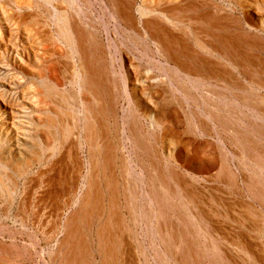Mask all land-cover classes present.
Listing matches in <instances>:
<instances>
[{
    "label": "bare ground",
    "instance_id": "1",
    "mask_svg": "<svg viewBox=\"0 0 264 264\" xmlns=\"http://www.w3.org/2000/svg\"><path fill=\"white\" fill-rule=\"evenodd\" d=\"M53 1L54 0H39V2L37 1V3H34L35 2L34 1L33 2L34 4L29 5V7H27V8L34 9L37 7H41L42 6L41 3L43 5H46L49 8V7L54 6ZM66 1L70 7H68L67 9H64V10L59 9V8H54V10H53L54 14L52 16H50V17H52V21H53L54 26H55V31L52 33L53 34L52 40H53V43H54V41L57 43H59V42H63V43L65 42L66 43V46H67L66 56L71 61L72 66H73V73L71 75H73V80H74V82L76 81V83L79 87V91L73 90L74 92H70L69 90L67 91L66 89H64V87L60 88L58 84H53L50 79H49L50 80L49 81L48 79L44 78L45 75L41 74L40 70H39L40 73L37 71L38 72L37 77L39 78V84H38V89H37V92L35 94L36 95L35 97L37 100H39L38 103L41 102L40 101L41 98L45 101L49 100L50 103L52 104L51 106H53V107L50 109L47 107L48 109H46V107H45L46 105H44V104H43L42 108H41L40 104L35 105L36 107H39L44 111L41 112L39 109L38 113H40V116H39V118L37 117L38 118L37 121H33L34 123H33V129L32 130L35 131L34 133H36V134H33L31 136L28 135L29 139H30V137H31V139H32V137L35 139V137H37L36 135H38L40 137L41 135H43L41 132L45 133L44 138H46V140H48V141L53 142V144L48 147V151L50 152L49 153L50 158H53L56 154H59L60 153L59 151H61V153H62L63 149H65L63 147V144L66 145L68 140H71V138L74 139L73 142H75L74 144L77 146L78 150L86 149L88 152V156H87L88 159L86 160V162H85L86 164L84 166L88 169L86 176L84 175L87 180L82 182V183H84V187L82 189L83 191H82L79 199L77 201L74 200V201H76V203L74 205L76 207L79 206V208L77 211L72 213L67 218L68 224L65 223L66 227L64 228V229H66L67 235L63 241V244H61V248L68 249L70 254H68L67 256L64 257L62 254L60 255V252H62V251L51 252L52 254H51L50 258L52 257L53 264H64V261H65V264H86L85 263L86 257L89 254H88V252L86 254L85 250H88L89 252H92V250L89 248L90 246L88 247L87 246L88 244L86 245V243H85V242L88 243V241L84 242V236H86L85 233L82 231V233H84L83 234L84 236H83L82 233H80V232H81L82 226L92 228V226L95 223H97V230L95 232L96 237L95 236L94 237L96 238L95 242L97 243V246H96L97 250L101 254L100 255L101 258L99 260L100 264H117V261H118L117 255L120 254V253L119 254L117 253L118 248H119L118 245H120V244L123 245V242H121V239H123L122 236L125 234L128 235L129 239H132L133 242H131V243H136L138 245L137 246L138 248L135 247V253H137L139 256L141 255L145 259L147 258V260H148V257H147L148 255H147V250H146L147 248L141 244V234H142V237H145L147 235V233L145 232L147 229L144 228L145 231L143 230L144 232L140 233V230L138 228V227H140V226H138V220H139L138 218L139 217L136 219L135 216L131 220L134 228L128 229L127 220H126L125 216H122L121 213H120L121 215H119V211H118L119 208L117 207V205H118L117 202H118V197L120 194V191H119V185L120 184H119V181L117 178V171L120 172V176L123 178L124 184H123L122 188H124L126 186L124 188V190H125L124 193L129 198L128 203L126 204V208L128 210H130V212L132 214H134L133 211L135 212V209L133 208V203L134 202L136 203L135 200L137 199V197L133 194L135 191H132V190L134 188V185L137 186L136 183L139 184L135 178H140L142 180V182H141L142 188H141V191L140 190L139 191L143 194L145 202H143L142 204H144L148 207V212L146 213L144 211V213L141 215L142 216L147 215L146 218H145V216L142 217V218H145V220H147L148 217L150 218V223L146 224V225H149L150 229L155 227V226L153 227V223H156L157 220L160 221L161 214H162V212L159 213V211H155V209L153 208V206L155 205L154 204L155 203L154 198H157L158 196H154V198H153L147 191H145V187H146V183H144L145 179H146L145 169L141 168V170L137 171V169H138L137 166L133 167V158H132L131 154L129 153L128 155H126L127 150H129L128 145H130V143L132 142L131 141L132 136L134 137L135 133H137V132H135L136 131L135 130V131H133L135 133L133 135H130L126 130L127 126H128V122L130 120L129 119V116H130L129 112L126 111L127 109H129V107L124 108V110H123L126 115H125V118L122 119V121H121L122 125H123V128L121 130V134H120L121 136L116 135V137H115L116 142H117V144L115 145L111 139L112 135L109 132L110 129L106 125V123H109V118H108V112L109 111H108L106 104H105L104 94L107 92L110 94L115 93L114 95L117 98L120 97V98L124 99V98L130 97V93H131L130 89H132V92L134 94L141 95L142 98H143V96H148L150 98L152 96H156V99H157L158 98L157 96H159V98H160V96L161 97L163 96V100L165 102L168 101L171 104L175 101L173 99H175V98L178 99L179 98L178 96L181 93H183L184 90L186 88H188V86H189V88H191L194 91L195 90L197 91L198 89L205 90L208 93H211V94L217 96L218 100L220 102H222L221 105L219 106V107H221L220 112H222V115H221V113L214 112L212 109L211 110L214 113L213 112H210V113L206 112V109H204L205 111H201V113L206 117V119L209 122H211L216 127L215 128L212 126L215 130L217 129L216 131H214L215 133L223 132V134H225V136L228 137L229 141L231 143H233V145L232 144L231 145L235 146V148L233 150H229L227 152L225 151V153L223 152L224 158H222V159L220 158V160H221L220 165L217 164V168L215 167V170H213L214 174L209 175L208 177H212L211 179L223 178V180H226V182L228 181L229 183L233 182V183L238 184V181H239L238 177L240 178L239 175H241V179H240L242 182L241 184L246 186V188H247L246 192H248L249 198H252V199L258 201L261 205L256 206L257 204L255 205L249 199L250 202H248V203L245 202L244 204L242 203V207L239 206V208L241 207V210H240L241 213H240V211L233 209L232 212L229 211L225 215H223L225 217V219H229V220L233 221V223H235V225H236L235 227H237V224H241L242 228H245V227L248 228L247 234L246 233H245L246 235L241 234V236L239 237L240 239H239V243H238L237 240L235 241L236 235L233 236V238L229 237L230 234L233 235V233H231V232L234 230H232L230 233H228V235H229L228 236L226 234V232H227L225 230L226 228L222 229V227H220V226L216 227V222L218 220H220V222H221V218L216 220L213 223L214 225L213 224L210 225V223L209 224L206 223V221L204 219L202 221V220L196 218L197 215L195 213V210H193V209H195L196 207L199 208L200 204L198 201H197L198 204L196 203V199L194 196L195 194L193 195V192H192L193 190L190 189V185L192 184V181H189V182L186 181L185 182L186 178L182 179L183 177L181 178L182 180H179L178 182H176V180L173 181L175 176L178 175V173H175L173 171V168L171 167V160L168 159L166 156L165 157L164 156L157 157V160L160 159L162 161V164L169 165L170 166L169 172L167 173V175H165L164 172H163L164 174L161 175L160 172H162L161 170L163 168L160 169L159 165H157V166L154 165L152 169L154 171V177H156V178L152 179L151 181H153L154 185H155V183H157L159 185V188L163 193V194L160 193V195L163 196L165 201H167L169 203L168 204L166 202L168 207L167 206H165V207H167V209L169 208L168 209L169 213H167L166 215L169 214V216H170L171 212H173L175 214V216L172 219L176 218L175 220L178 221V223H180V221H183V222L185 221L184 222L185 225H187V224L191 225L192 230H188L186 232L192 233L195 237L202 240L201 243H203V244H201V245L203 246V252L202 253H204L203 254L204 264L205 263L210 264V262L212 261L213 258H215V257L217 258L219 255H221L222 252H225L223 247H222V246H224V244H226L227 246L230 247V249H231L230 252L234 253L235 256L236 255L237 256L240 255L242 257L245 256L248 259L247 264H264L262 261V256L264 255V253H263L264 252V150H261V148H258L259 146L257 147L256 145H254L255 144L254 141L262 138L263 134H261V132L258 133L256 131H254L255 129L253 128L252 123H250V124L248 123V126L241 125L242 122H239V120L237 121V119H239V118H235L236 116H234V114H236V112H238V111L241 112L242 110H244V111L246 110V113L251 117V119H255V118H258V116H260L259 115L260 113L257 114L258 113L257 104H256L257 99L255 96H257V94H259L261 92L262 93L264 92V43L259 44L257 41H255L253 39V37L251 36L252 35L251 32L253 31L254 28L260 29V27H262L264 29V0H259L260 3L258 0H256V1L255 0H214V1H218L219 4H223V6L222 5H219V6L216 5L215 12L214 11H212V12L206 11L207 6L205 5V2H208L207 0H113L115 5L117 6V12L119 15L118 17L123 22H125V24H126L125 31L126 32H129L127 30L132 31V32L130 31L131 33H128V34H133L131 39H133V43H135L134 46H136L138 44V45H142V47L143 46L147 47L149 45H151L153 47V49L149 48L150 49L149 51H151V58H150V61L147 62V66H148L147 70L144 71L146 76L148 74L151 75L150 73H152V71L156 70L154 68V66H157V69L159 68L158 70L160 71L159 73L162 74L161 78L164 77L163 79H159V77L158 78L157 77L156 78H154V77L150 78L149 76L146 78V77L142 76L144 73L139 74V72H137V76L134 77V79L133 78L131 79L132 83L131 82L130 83L132 85H130V83L128 82L129 76L125 77V75L122 73V71H123L122 69H121L122 71H118L115 69L116 68L115 67L116 57H113L114 56L113 55L114 53L112 52L113 47L108 48V47H111L110 45L113 46V43L110 41L111 39L108 42H106V44H105L103 41V37L101 36L102 30L99 29L101 27L98 28L96 25H93L92 23H90V21H87L88 19L85 20L83 18L84 14L82 13L83 10H82V12L80 11L81 6L79 3V0L78 1L77 0H66ZM197 1H200V2H197ZM209 2H211V0H209ZM18 3L19 2H17V4ZM3 4H4V2H3ZM2 9L4 10V7ZM21 9H23V8H21ZM21 9H19V10H21ZM250 9H255L256 13L260 16L258 18V24H256V25L250 24L251 22H249V21H252V19L250 20V18H249V21H248L247 11H250ZM9 10H11V9L9 8ZM13 10H11V11H13ZM46 10H48V9H46ZM49 10H51V9L49 8ZM42 11H44V10L42 9ZM237 11H242L246 15V19H243L240 21L236 20L234 18L235 16L233 14H236ZM1 13H2V11H1ZM37 13H38V10H37ZM10 14H12V13H10ZM8 16H9V14H8ZM9 17H11L10 18L11 20H14V19L16 20L15 13L10 15ZM21 17H23V16H21ZM109 18H110V16H109ZM100 19H101V17H100ZM41 24H43V23H41ZM45 24H47V23H45ZM109 26H111V25H109ZM20 27H18V28H20ZM106 27H108V26H106ZM29 29H31V28H29ZM34 29H31V30H34ZM25 30H26V28H25ZM87 30H89L90 33H88ZM104 31L107 32L108 31L107 28H104ZM29 32H30V30H29ZM29 32L27 33L28 35H30V33H31V32L30 33ZM34 33H37V32H34ZM25 34H26V32H25ZM49 34H50V32H49ZM104 37H105V34H104ZM43 39L45 40V38H43ZM127 39H129V38H127ZM38 41H40V39ZM57 43H56V45H57ZM110 43H112V44H110ZM50 45L52 47V44H50ZM105 47H107V48H105ZM38 50H40V49H38ZM256 50L257 51L260 50L261 56L258 53L256 54ZM31 51H32V49H31ZM107 51H109V52L107 53ZM114 51L116 52V50H114ZM133 51H134V49H133ZM147 51H148V49H147ZM147 51H145V52H144V50H143V52L141 51L142 52L141 56H140V58H138L140 61H143V60H145V58L148 57ZM32 53H33V51H32ZM47 53L49 54V52H47ZM48 54L45 55L43 53L41 56H38L37 59L39 61H42L43 59L48 57ZM37 55H39V53L36 54L35 56H37ZM118 62H120V61H118ZM144 62L146 63V60ZM134 63H135V61H134ZM35 64L37 65V67L39 69L40 63L35 62ZM60 65H61V63H60ZM108 68H109V71H108ZM137 68H138V66H137ZM62 70H63V68H62ZM124 71H127V70L124 69ZM256 72H257L258 76H256ZM63 74H65V73H63ZM50 75H51V73H50ZM240 75L249 81V83H247L248 84L247 87H248V91H249V96L247 98L246 97L244 98V96H241L245 92L246 93H248V92H247V89H245L244 87H242L238 84V82L240 81L238 79V77ZM20 78H21V76H20ZM71 78H72V76H71ZM0 81H2V80H0ZM119 82H120V84L122 82L123 87L119 84ZM71 83H73V81ZM71 83H69V84H71ZM111 83L113 84V86H111ZM65 84H66V82H65ZM69 84L67 83L66 85H69ZM30 90H28V91L30 92ZM32 90H33V88H32ZM28 91H26L25 93H28ZM83 93L84 94L86 93L87 95H89L90 99L83 98V96H82ZM197 93H199V92H197ZM204 93H206V92H204ZM208 96H210V95H208ZM191 97L193 99V96H191ZM196 97L197 96H195V98ZM202 97H203V95H202ZM257 97H259V96H257ZM112 98H113V96H112ZM182 99H183V97H182ZM188 99H186V100H188ZM249 99H251V101ZM159 100H162V99H159ZM199 100L200 99H198V102H199ZM208 100H210V99H208ZM145 101H147V100H145ZM178 101H176V102H178ZM189 101L190 100H188V102ZM196 101H195V103H197ZM8 102L9 101L7 100L6 94L4 93V91H1L0 92V196L7 195L11 198L12 196L15 195V192H18L17 178L18 177L22 178L24 176H28L29 174H31L33 172V167L36 165L42 167L41 165H43L42 162H44L43 161L44 155H40L39 152H36L30 158L24 157L22 159L20 158V160L15 159L16 161L11 160L10 158L6 159L3 157L4 155L7 157V155L10 152V151L8 152L7 150L11 149L12 147H14L16 150L21 149V147L22 148H24V147L28 148L23 143V139L21 141H19L22 137H20V139H19V137H17L18 135L16 136V133H15V127L19 125V122L17 119V112H16V110H17V108H19V106L11 105V104H9L10 102L9 103ZM154 102H156V101H154ZM32 103H33V101H32ZM129 103H131V102H129ZM179 103H181V102L179 101ZM110 104H111V102H110ZM160 104L164 105L165 103L162 104L160 101ZM170 104H168V105H170ZM215 104H216V102H215ZM179 105L180 104H178V106ZM206 105H207V103H206ZM218 105L216 104V106H218ZM180 106L182 108L183 103H181ZM139 107H141V106H139ZM165 107H167V105ZM169 107H171V106H169ZM174 107H175V105H174ZM161 108L165 109L163 106H161ZM224 108L227 109V111L223 110ZM187 109H189L188 106H187ZM195 109L193 111H195ZM165 110H167V109H165ZM168 110H170V108ZM15 112H16V114H15ZM158 112H159V109H158ZM158 112H156L154 108H151V109L149 108V110H147L146 115L151 120V124H149V127H150V125L152 126L153 132H155L157 129H161L163 127L164 123L169 124V122H170L168 119L166 120V118H165L166 121H163V118H161L162 113L159 114ZM173 112H175V111H173ZM115 113L116 112H113V114H112L114 117L113 120L115 122L114 125L118 126L119 123H118L117 113L116 114ZM242 113H245V112H242ZM26 115H27V113H26ZM178 115H180V114H178ZM231 115H232V117H231ZM242 115H244V114H242ZM244 116L246 117V115H244ZM238 117H239V114H238ZM189 118L190 117L187 116L188 126L191 125L190 124L191 120ZM244 118H243V120H245ZM261 118L263 121L264 117L261 116ZM229 121H230V123L233 122L234 124H237L239 126V128L236 129L238 127L237 125H236L237 126L236 128L228 127L230 125ZM30 122H31L30 125H32V121H30ZM22 123H23V121H22ZM201 123H200V125H201ZM245 124H246V122H245ZM170 125H172V124H170ZM202 125H203V123H202ZM22 126H23V124L21 125V127ZM23 127H25V126H23ZM241 127H244L245 130L240 129ZM246 129H250V130H246ZM18 130H19V128H18ZM40 130H42V131H40ZM170 133L166 134L167 135L166 136V142H167V144H170V147L168 149H171V147H173V145L175 148V144H174L175 138ZM258 134H261V135H259V137H258ZM24 135L25 134L23 133V136ZM187 135L188 134H186V136ZM145 136L143 135L142 138H144ZM154 136H156V135H154ZM139 137H140V135H139ZM224 137H221V140ZM37 139L39 140L38 137H37ZM140 139L141 138H139V140ZM218 139H220V138H218ZM218 139H217V141H218ZM24 140H25V137H24ZM26 140H28V139H26ZM145 140H146V138H145ZM155 141H157V139ZM199 141H201V140H199ZM24 142H26V141H24ZM134 142H135V140H134ZM140 142H143V143H140L141 146L138 145V147L140 149L142 147L145 149V146L147 145L145 143V141L140 140ZM260 142H261V140H260ZM21 143H22V145H21ZM31 143L34 144V142H31ZM36 143H37V141H36ZM36 143H35V145H33L34 147L36 145H42V144H39V143L36 144ZM172 143H173V145H172ZM227 143H229V142H227ZM256 143H257V141H256ZM144 144H146V145H144ZM219 144L223 148L225 147L222 145L220 140H219ZM72 145H73V143H72ZM132 145H133V143H132ZM138 147L136 145H134V147H132V148L137 149ZM241 147L243 148V150H242V152H239L238 150ZM5 148L6 149L8 148V149L6 150ZM173 150H175V149H172V151ZM11 151H12V149H11ZM34 152H35V150H34ZM45 153L46 152H44V154ZM67 153L70 154V151ZM165 153H167V152H165ZM41 154H43V153H41ZM118 154H119V158L121 160V162H120L121 166L120 167L116 166V162L118 160L117 159ZM71 156L72 155H69V156L67 155V157H70V158H71ZM59 157H61V156H59ZM149 157H152V156H149ZM243 157H246L245 161L242 160ZM141 159L142 158H137V161L139 162V164L143 163L145 166H147L145 159H142V160ZM44 160H46V159H44ZM163 160L165 161L164 163H163ZM199 163H200V160H199ZM55 164H57V163H55ZM142 167H144V166H142ZM38 169H37V171H39ZM43 169L44 168H42L41 170L43 171ZM164 169H166V168H164ZM41 170L39 171L40 178H43L45 173L41 172ZM79 171H80V175H81V169ZM44 172H46V171H44ZM159 174L162 177H166L167 179L162 180L161 176L158 177ZM232 175H235L236 178H234V176H233L232 182H230L229 176H232ZM186 176L188 177V173L186 174ZM192 176H193L192 179H194L195 176L194 175H192ZM78 177H80V176L78 175ZM208 177L203 176L201 178L204 180V179H208ZM187 180H188V178H187ZM169 181L171 183H173V182L174 183L176 182V183L174 186L170 187V183L168 184ZM43 182L45 183V181H43ZM46 182H47V180H46ZM223 184H224V182H223ZM210 187H213V185ZM237 189L238 188H236V190ZM219 191H220V189H219ZM236 193H237V191H236ZM174 195H177L178 197H176ZM127 197H125V198H127ZM138 197H139V195H138ZM221 197H222V195H221ZM160 199H163V198H160ZM137 200H139V199H137ZM221 200H222V198H221ZM157 201H159V199H157ZM106 202H108L107 205H105ZM218 202H219V200H218ZM207 203L209 205L210 202H207ZM220 203H222V201H220ZM235 203H237V200ZM218 205H221V204H218ZM218 205H217V207L216 206L215 207L220 208V206H218ZM107 206H109V208ZM212 206L214 207V205H212ZM212 206L210 204V208ZM204 207H205V205H204ZM228 207H229V204H228ZM216 208H215V210H216ZM221 208H224V207L222 206ZM167 209H166V211H167ZM200 209H201V207H200ZM257 210H259V211L256 212ZM203 211H204V209H203ZM219 211H220V209H219ZM201 213H202V211H201ZM60 214H62V213L60 212ZM212 214L214 215V213H211V215H210L211 217L213 216ZM230 214H232V215L229 216ZM241 214H243L244 217H243V215L241 216ZM129 215H130V213H129ZM173 215H172V217H173ZM163 216H162V218H163ZM241 217H243V218H241ZM216 218H219V216ZM190 219H192V221ZM187 220L190 222H188ZM201 221L202 222L205 221V223L208 225V227H206L205 225H202ZM186 222H188V223H186ZM142 225H143V223H142ZM60 227H62V225ZM215 227L217 229H214ZM59 229H61V228H59ZM172 229L173 228H171V230ZM183 229L186 230L185 228H183ZM187 229H189V228H187ZM211 229L213 230V232ZM53 230H54V228H53ZM86 230H88L87 233L90 232L89 229L86 228ZM152 230H153L152 231L153 232L152 238L159 240V244H158V242L156 244L154 241L151 240L152 242H154V243H151L153 245V246L151 245V250L155 254L156 259L161 256V253H162L161 246L164 247L165 252H167L166 254H168L172 251H175L177 249L178 250H184V251L187 250L186 246L184 245L185 241L183 239L179 240L177 243L176 242L175 243H173V242L168 243V241H167V243H164L167 240V239H165V237H166L165 234H164L165 237L161 236V234H163L164 232L162 231L163 232L162 233L160 231V229L157 228V226ZM174 230H175V228H174ZM118 231H121V232L123 231V232L118 234L117 233ZM49 232H51V231H49ZM150 232H151V230H150ZM174 233H175V231L173 233L171 232L172 235ZM49 234H48V236H49ZM51 234H52V232H51ZM53 234H56V231H55V233L53 231ZM53 234L51 235L52 237L51 236L49 237V239L50 238L52 239L53 237L55 238V235H53ZM234 234H235V232H234ZM168 235H170V234L168 233ZM87 236H89V235H87ZM181 236L183 238L184 234H182ZM186 236H188V235L186 234ZM167 238H169V237H167ZM49 239H48V241H49ZM85 239H86V237H85ZM127 241H129V240H127ZM49 242H52V241H49ZM91 242L93 243L92 239H91ZM190 243H192V242H190ZM89 244H90V241H89ZM132 245L133 244H131V246ZM199 245H200V243H199ZM125 246H126V244H125ZM119 250H121V249H119ZM122 250H123V248H122ZM226 250H228V249H226ZM227 252H229V251H227ZM193 254H196V252L195 253L193 252ZM199 255L200 254L193 255V256L191 254L189 255V257L192 256L190 258V260L193 261V264H200L202 262V261H199V259H198L200 257ZM229 255L231 256L230 258L226 257V259L222 260L223 256H224L223 255L221 261L222 262H229L230 264H233V263L236 264L238 262L236 260V258L234 259V257H232V254H230V253H229ZM229 255H228V257H229ZM187 256H188V254H187ZM116 258H117V260H116ZM165 258L169 261V263L171 262V264H174L173 258L171 255H166ZM178 258H179V256H178ZM254 259H256V260L258 259V260L255 261ZM175 260L177 262L176 258H175ZM185 261H187V259ZM185 261H184V263H187ZM6 262H7V260H6ZM181 263H183V262L181 261ZM145 264H150V263L146 262ZM178 264H180V263H178Z\"/></svg>",
    "mask_w": 264,
    "mask_h": 264
},
{
    "label": "rangeland",
    "instance_id": "2",
    "mask_svg": "<svg viewBox=\"0 0 264 264\" xmlns=\"http://www.w3.org/2000/svg\"><path fill=\"white\" fill-rule=\"evenodd\" d=\"M27 1L28 0H0V15H1L0 16V54H1L0 55V57H1L0 58V80H2V81H0L1 82L0 83V92L4 91V93L7 96V100L10 102V103L8 102L9 104L14 105V106H19V108H17V110H16L19 125L15 127V133H16V136L18 135L17 137H19V139H20V137H22L19 141H21L23 139V143L28 147V148H25V147L22 148L21 147L22 150L19 149L20 151L16 150L14 147L11 148L12 151H11V149L7 150L8 148L7 149L5 148L8 152L10 151L9 152L10 155L8 154L7 157L4 155L3 157L6 159L10 158L11 160L16 161V160H20V158L22 159L24 157L30 158L31 156H33L34 153L39 152L40 155H44L43 156L44 162H42V164H43V165H41L42 167L35 164L36 166L33 167V172L31 174H29L28 176H24L22 178L21 177L17 178L18 192H15L14 196H12L11 198L7 195L0 196V264H53L52 257L50 258L51 254H52L51 252L62 251V252H60V255L62 254L64 257L67 256L68 254H70L68 249L61 248V244H63V241L67 235L66 229H64L66 227L65 223H67V218L72 213H74L75 211L78 210L79 206L76 207L74 204L79 199V197L83 191L82 189L84 187V183H82V182L87 180L85 176H86L88 169L84 166L86 164L85 163L86 160L88 159L87 158L88 152L86 149L78 150L77 146L74 144L75 142H73L74 139L71 138V140H68L66 145L63 144V147L65 149H63L62 153H61V151H59L61 154L58 152L59 154H56L53 158H50V155H49L50 152L48 151V147L50 145H52L53 142L48 141V140H46V138H44L45 133L41 132L43 135H41L40 137L38 135H36L39 138V140L37 139V137H35V139L33 137L31 139V137H30V139H29V136L36 134V133H34L35 131H33L32 129H33V123H34L33 121H37V119L40 116V113H38L39 109L41 112L44 111L41 109L43 107V104L46 105L45 106L46 109H48V108L50 109L53 107V106H51L52 104L50 103L49 100L45 101L41 98V100H40L41 102L38 103L39 100H37L35 97L36 96L35 94H36L37 89H38V84H39V78L37 77V73L39 72V70L41 71V74L45 75L44 78H46L48 80L50 79L53 84H58L60 88L64 87V89H66L67 91L68 90L70 92H74L77 90L79 91V87H78L76 81L74 82L73 75H71L73 73V66H72L71 61L66 56V54H67L66 43L65 42L64 43L63 42L57 43L55 41L53 43V40H52V35H53L52 33L55 31V26H54V23L52 21V17H50V16H52L54 14V11H53L54 8H59V9L64 10V9H67L68 7H70L68 5L67 1L66 0H57V1L54 0L53 1L54 6L49 7L51 10H49V8L46 5H43L42 3H41V5H42L41 7L29 9V8H27V7H29V5H33L34 3H37V1L39 2V0H29L28 2ZM207 1L208 2H205V5L207 6L206 11H208V12H212V11L215 12L216 5L217 6H219V5L223 6V4H219L218 1H214V0H211V2H209V0H207ZM3 2H4V4H3ZM17 2H19V3L17 4ZM197 2H200V1H197ZM79 3L81 6L80 11L82 12V10H83V12H82L84 14L83 18L85 20L88 19L87 21H90V23H92L93 25H96L98 28L101 27L99 29L102 30L101 36L103 37L104 43L106 44V42H108L111 39L110 41L113 43V46L110 45L111 47H108V48L113 47L112 48V52L114 53L113 57H116V62H115L116 68L115 69L118 71L123 70L122 73L125 75V77L129 76V80H128L129 83L130 82L132 83L131 79L132 78L134 79V77L137 76V72H139V74L144 73L142 76H144L146 78L148 76L150 78H153V77L154 78L159 77V79L164 78V77L161 78L162 74L159 73L160 71L158 70L159 68L157 69V66H154V68L156 70L152 71V73L154 75L152 73H150L151 75L148 74L146 76L144 71L147 70V68H148L147 62L150 61V58H151V51H149V50L151 48L153 49V47L151 45H149L150 47L149 46H147V47L143 46L142 47V45H138V44L136 46H134L135 43H133V39H131L133 34H128V33H131L132 31L131 30H127L129 32L125 31L126 24H125V22H123L118 17L119 15L117 12V6L115 5L113 0H79ZM259 3H260V1H259ZM3 7H4V10L2 9ZM9 8L11 10L14 9L13 10L14 12L9 10ZM21 8H23V9H21ZM19 9H21V10H19ZM42 9L44 11H42ZM46 9H48V10H46ZM37 10H38V13H37ZM1 11H2V13H1ZM10 13H12V14L15 13V18L18 22L15 19L14 20L10 19L11 17H9V16L12 15ZM8 14H9V16H8ZM233 15L235 16L234 18L236 20H239V21L246 19V15L242 11H237V13L233 14ZM21 16H23V17H21ZM109 16H110V18H109ZM100 17H101V19H100ZM247 17H248V21H249V18H250V20L252 19V21H249V22H251L250 24H254V25L258 24V18L260 16L256 13L255 9H250V11H247ZM19 21L20 22L22 21V22L20 23ZM41 23H43V24H41ZM45 23H47V24H45ZM109 25H111V26H109ZM106 26H108V27H106ZM18 27H20V28H18ZM25 28H26V30H25ZM29 28H31V29L35 28V29L31 30ZM104 28H107L108 31L105 32ZM28 29L30 30L31 33L29 32ZM24 31L26 32V34ZM28 32L30 33V35L27 34ZM34 32H37V33H34ZM49 32H50V34H49ZM87 32L90 33L89 30H87ZM251 33H252L251 36L253 37V39L255 41H257L259 44L264 43V29L262 27H260V29L254 28ZM104 34H105V37H104ZM126 37L129 39H127ZM43 38H45V40ZM39 39H40V41H38ZM56 43H57V45H56ZM112 43H110V44H112ZM50 44H52V47ZM105 48H107V47H105ZM146 48L148 49V51ZM31 49H32L33 53L31 51ZM38 49H40V50H38ZM133 49H134V51H133ZM114 50H116V52ZM143 50H144V52L147 51V53H148V57L145 58L146 63L144 62L145 60L140 61L138 59V58H140ZM47 52H49V54ZM108 52L109 51H107V53ZM38 53H39V55L35 56ZM43 53L45 55L48 54V57L43 59L42 61H39L37 59V57L41 56ZM257 53L260 54V56H261L260 50L259 51L256 50V54ZM118 61H120V62L122 61V62L120 63ZM134 61H135V63H134ZM35 62L40 63L41 68L39 67V69H38ZM60 63H61V65H60ZM137 66H138V68H137ZM42 67L43 68L45 67V68L43 69ZM62 68H63V70H62ZM124 69L127 71H124ZM108 71H109V68H108ZM50 73H51V75H50ZM63 73H65V74H63ZM20 76H21V78H20ZM71 76H72V78H71ZM256 76H258L257 72H256ZM238 79L240 80V81L238 80L239 81L238 84L240 86L244 87L245 89H247V92H248V93L245 92L241 96H244V98L245 97L247 98L249 96V91H248V87H247V85H248L247 83H249V81L246 80V78H243V76H241V75L238 77ZM72 81H73V83H71ZM65 82H66V84L67 83L68 84L71 83V84L66 85ZM131 83H130V85H132ZM119 84H120V82H119ZM120 85L123 87L122 82ZM111 86H113L112 83H111ZM32 88H33V90H32ZM28 90H30V92L31 91L32 92L30 93ZM200 90L201 89L194 91L191 88H189V86H188V88H186L184 90V92L178 96L179 97L178 99L177 98L173 99L175 101L171 104L168 101L165 102L163 100V96L162 97L160 96V98H159V96H157L158 97L157 99H156V96H152L151 98L148 96H143V98H142L141 95L134 94L132 92V89H130L131 93H130V97H128L129 99L128 98L123 99L120 97L117 98L114 95L115 93L110 94L107 92L104 94L105 104H106V107L109 111L108 112L109 123H106V125L110 129V130L109 129L108 130H109L110 134L112 135L111 139L115 145L117 144L115 137H116V135L121 136L120 134H121V130L123 128L121 121H122V119L125 118V115H126L123 110H124V108L129 107V109H127L126 111L129 112V115H130L129 119L130 120L128 122V126H127L126 130L130 135H133L135 132H137V133H135L134 137L132 136V140H131L132 142L130 141L131 143H130V145H128L129 150H127L126 155H128L129 153L131 154V156L133 158V167L137 166V168H138L137 171L141 170V168L145 169V171H146V175H145L146 179L144 182V183H146L145 191H147L153 198H154V196L159 197V198L158 197L154 198L155 199V203H154L155 205L153 206V208L155 209V211H159V213L162 212L161 218L164 215L162 219L160 218V221L157 220L156 223L152 222L153 227L157 226V228L160 229L161 232L162 231L164 232V233L162 232L163 234H161V236H164V234L166 236V237L165 236L164 237L167 240L164 243H167V241H168V243H171V242L177 243L179 240L183 239L185 241L184 245L187 248V250H185V251L177 249L178 251L175 250L176 252L172 251V252L166 254L167 252H165L164 247L161 246V249H162L161 256L156 259L155 254L151 250V245H152L151 243L155 242L157 244V242H158V244H159V240L152 238V235H153L152 229H154L155 227L150 229L149 225H146V224L150 223V218L148 217V219L145 220L147 215L146 216L141 215L144 213V211L146 213L148 212V207L146 205L142 204L143 202H145L143 194L140 192L141 188H142L141 187L142 180L140 178H135L139 184L136 183L137 186L134 185L135 189L133 188L132 191H135L133 194L139 200H137L135 198L136 199L135 201L137 204L134 202L133 208L135 209V212L137 214L134 211H133L134 214H132L130 212V210H128L126 208V204L128 203L129 198L124 193L125 192L124 188L126 186L124 188H122L123 184H124L123 178L120 176V172L117 171V178H118V181L120 184L119 185L120 194H119L118 202H117L118 203L117 207L119 208L118 209L119 215L122 214V216H125V218L127 220L128 229L134 228L133 224L131 222L132 218L134 216L136 219L139 217L138 218L139 219L138 220V226H140V227H138V228L140 230V233L144 232L145 229H147L145 231L147 233V235L145 237H142V234H141V244L147 248L146 250H147V255H148L147 256L148 260H147V258L145 259L141 255L139 256L137 253H135V247L138 248L137 247L138 245L136 243H131V242H133L132 239H129L128 235L125 234L122 236L123 239H121V242H123L124 246L122 244L118 245L119 248H118L117 253L118 254L120 253L121 255L120 254L117 255V258H118L117 264H143V263L145 264L146 262H149L150 264H171V262L169 263V261L165 258L166 255L172 256L174 264H178V263H180V264H188V263L193 264V261L190 260V258L193 255H198V254H200L199 255L200 257L198 256L199 258L198 257L197 258L199 259V261H202L200 264H204V261H203V254L204 253H202L203 252V246L201 245V244H203V243H201L202 240L195 237L192 233L186 232L188 230H192L191 225L187 224L188 225L187 226L184 223L185 221L184 222L180 221V223H178V221L175 220L176 218L172 219L175 216V214L173 212H171L170 216H169V214L166 215L167 213H169L168 212L169 208L167 209V207H168L167 203L168 202L165 201L164 197L160 195V193L161 194H163V193L160 190L159 185L157 183H155V185H154L153 181H151L152 179L156 178V177H154V171L152 169L154 165H156V166L159 165L160 169L163 168L161 170L162 172H160L161 175H163L164 173H165V175H167V173L169 172L170 166L167 164L166 165L162 164V161L160 159L157 160V157H162V156L165 157L166 156L168 159L171 160V167L173 168V171L175 173H178V175L175 176L173 181L176 180V182H178L179 180H182L184 178H186L185 182L186 181L187 182L192 181V184H191L192 186L189 184L190 189L193 190L192 191L193 195L195 194L194 196L196 199V203L198 204V202H199L200 207H201V209H200V207L199 208L196 207L195 209H193V210H195V213L197 215L196 218L200 219L202 221L204 219L206 221V223H208V224L210 223V225H212L216 220L221 218V222H220V220H218L219 222L217 221L218 223L216 222V227L220 226V227H222V229L226 228L225 230L227 231L226 232L227 235L232 230H234L231 232V233H233V235L230 234V236L229 235L228 236L233 238V236L236 235L235 241L237 240L238 243H239V239H240L239 237L241 236V234L246 235L248 228L247 227L242 228L241 224H237V227H235L236 226L235 223H233V221H231L229 219H225V217L223 215H225L229 211L232 212L233 209L240 211L241 207H242V203L244 204L245 202L248 203L251 201L255 205L257 204L256 206L261 205L258 201L254 200L252 198H249L248 192H246L247 191L246 186L241 184L242 183L240 180L241 175H239L240 178L238 177V180H239L238 184L232 182V179H233L232 177L234 176V178H236L235 175L229 176L230 182H232V183H229L228 181L226 182V180H223V178L211 179L212 177H208L209 175L214 174L213 170H215V167L217 168V164L220 165V161H221L220 158L221 159L224 158L223 152L225 153V151L227 152L229 150H233L235 148V146H232L233 143H231L229 141L228 137L225 136V134H223V132L215 133L214 131L217 130V129L215 130L213 128L215 126L211 122H209L206 119V117L201 113V111H205L204 109H206V112L210 113V112L214 111V112L221 113V115H222V112H220L221 107H219L222 102H220L218 100L217 96H215L211 93H208L205 90H201V91ZM26 91H28V93H25ZM197 92H199V93H197ZM204 92H206V93H204ZM85 94L84 93L82 94L83 98L90 99V96L87 94L85 95ZM202 95H203V97L204 96L205 97L203 98ZM208 95H210V96H208ZM112 96H113V98H112ZM191 96H193V99ZM195 96H197L196 97L197 99L195 98ZM257 96H259V97H257ZM257 96H255L257 99V102H256L257 111H258L257 114L260 113L259 114L260 116H258V118L251 119V117L246 113V110L245 111L242 110L241 112L238 111V112H236V114H234V116H236L235 118H239V119H237V121L239 120V122H242L241 125L248 126V123L249 124L252 123L253 128L255 129L254 131H256L258 133L261 132V134H263L262 138L254 141V143H255L254 145H256L257 147L259 146L258 148H261V150H264V146H263L264 145V143H263L264 142V119L262 121V118H261V116L264 117V99H263L264 98V92L257 94ZM182 97H183V99H182ZM159 99H162V100H159ZM186 99H188L190 101L188 102V100H186ZM198 99H200L199 102H198ZM208 99H210V100H208ZM145 100H147V101H145ZM178 100L181 103H183V107H182L183 109L181 108V106H180L181 103H179ZM194 100L195 101L197 100L196 101L197 103H195ZM249 100L251 101V99H249ZM32 101H33V103H32ZM152 101L153 102L156 101L157 103L156 102L153 103ZM160 101L162 104H164V103L165 104L161 105ZM176 101H178V102H176ZM110 102H111V104H110ZM129 102H131V103H129ZM215 102L217 105L218 104L219 105L216 106ZM206 103H207V105H206ZM36 104H40L41 108L36 107L35 106ZM168 104H170V105H168ZM178 104H180V105L178 106ZM166 105H167V107H165ZM174 105H175V107H174ZM139 106H141V107H139ZM161 106H163L167 110L161 108ZM169 106H171V107H169ZM187 106L189 107V109H187ZM149 108L150 109L154 108L156 112H158V109H159L158 113L159 114L162 113L161 118H163V121H166L168 119L170 121L169 124L164 123L163 127L161 129H157L155 132H153L152 126L150 125V127H149V124H151V120L146 115L147 110H149ZM169 108H170V110H168ZM194 109H195V111H193ZM223 110L227 111V109H225V108ZM173 111H175V112H173ZM16 112H15V114H16ZM113 112L117 113V118H118V123H119L118 126L114 125L115 122L113 120L114 119V117L112 115ZM242 112H245L246 114L242 113ZM26 113H27V115H26ZM178 114H180V115H178ZM238 114H239V117H238ZM242 114L246 115V117ZM187 116H189L190 117L189 119L191 120V122H190L191 125L189 124L190 126H188ZM231 117H232V115H231ZM165 118H166V120H165ZM243 118L245 120H243ZM22 121H23V123H22ZM30 121H32V125H30V123H31ZM201 122L203 123V125ZM245 122H246V124H245ZM200 123H201V125H200ZM229 123H230V121H229ZM232 123H230V125L228 127L236 128L238 126L237 124L233 123L234 124L233 125ZM22 124L25 127L22 126L23 127L22 128L21 127ZM170 124H172V125H170ZM18 128L20 131L18 130ZM238 128H239V126L236 129H238ZM240 129L245 130L244 127H241ZM246 130H250V129H246ZM40 131H42V130H40ZM133 131H135V132H133ZM168 132L169 133L171 132L170 134H172V136L175 138L174 139L175 148H174V145L172 143L173 147H171V149H168L170 147V144H167V142H166V136H167L166 134H169ZM23 133L25 134L24 136H23ZM186 134H188V135L186 136ZM261 134H258V137ZM139 135H140V137H139ZM143 135L144 136L146 135V136L144 138H142ZM154 135H156V136H154ZM24 137H25V140H24ZM138 137L141 138L140 140L145 141V143L147 144V145L144 144V145H146L145 149L143 147L141 149L138 147V145L141 146L140 143H143V142H140ZM221 137H224V138L221 140ZM145 138H146V140H145ZM216 138L217 139L220 138V139H218V141H217ZM26 139H28V140H26ZM156 139H157V141H155ZM134 140H135V142H134ZM199 140H201V141H199ZM219 140L221 141L222 145L225 146L224 148L219 144ZM260 140L262 143L260 142ZM24 141H26V142H24ZM36 141H37V143H36ZM256 141H257V143H256ZM31 142H34V144H32ZM227 142H229V143H227ZM35 143L36 144L39 143L42 145H36L37 147L36 146L34 147L33 145H35ZM72 143L74 146L72 145ZM132 143H133V145H132ZM21 145H22V143H21ZM134 145H136L138 148L133 149L132 147H134ZM172 149H175V150L172 151ZM34 150H35V152H34ZM242 150H243V148L241 147V148H239L238 151L242 152ZM66 151L67 152L70 151V154L67 153ZM44 152H46L45 153L46 155L44 154ZM165 152H167V153H165ZM41 153H43V154H41ZM67 155L68 156L72 155V156L70 158V157H67ZM59 156H61V157H59ZM149 156H152V157H149ZM137 158L145 159L147 166H145L143 163L139 164V162L137 161ZM245 158L246 157H243L242 160L245 161ZM44 159H46V160H44ZM117 159L118 160L116 162V166L120 167L121 166V163H120L121 160L119 158V154L117 155ZM199 160H200V163H199ZM164 162L165 161L163 160V163ZM55 163H57V164H55ZM142 166H144V167H142ZM42 168H44L43 171L41 170ZM164 168H166V169H164ZM37 169L39 171L41 170V172L45 173L43 178H40V173H39V171H37ZM80 169H81V175L82 176L80 175V171H79ZM44 171H46V172H44ZM187 173H188V177L186 176ZM78 175L80 177H78ZM161 175L159 174L158 177H160ZM192 175L195 176L194 179H192L193 178ZM203 176H207L208 179L203 180L201 178ZM187 178H188V180H187ZM164 179L166 180L167 178L162 177V180H164ZM46 180H47V182H46ZM43 181H45V183ZM222 181L224 182V184ZM169 183H170V187L175 185L174 182H173L174 184L171 183L170 181L168 182V184ZM212 185H213V187H210ZM236 188H238V189L236 190ZM219 189H220V191H219ZM236 191H237V193H236ZM137 194L139 195V197ZM221 195H222V197H221ZM174 196L178 197L177 195H174ZM125 197H127V198H125ZM160 198H163V199H160ZM221 198H222V200H221ZM157 199H159V201H157ZM249 199H250V201H249ZM74 200H76V201H74ZM218 200H219V202H218ZM236 200H237V203H235ZM220 201H222V203H220ZM207 202H210L209 205ZM227 203L229 204V207H228ZM107 204H108V202H106L105 205H107ZM210 204H211V206L214 205V207L212 206L210 208ZM218 204H221V205H218ZM204 205H205V207H204ZM217 205L220 206V208H216ZM165 206H167V207H165ZM222 206L224 208H221ZM239 206H241V207L239 208ZM107 207L109 208V206H107ZM215 208H216V210H215ZM166 209H167V211H166ZM203 209H204V211H203ZM219 209L221 212L219 211ZM201 211H202V213H201ZM258 211L259 210H257L256 212H258ZM60 212L62 214H60ZM129 213H130V215H129ZM211 213H214V215L212 214L213 215L212 217L210 216ZM240 213H241V211H240ZM172 215H173V217H172ZM231 215L232 214H230L229 216H231ZM242 215L243 214H241V216ZM144 216H145V218H142ZM218 216H219V218H216ZM243 217H244V215H243ZM243 217H241V218H243ZM190 220L192 221V219H190ZM205 221L202 222L201 224L208 227V225L205 223ZM188 222H190V221H188ZM188 222H186V223H188ZM142 223H143V225H142ZM170 223L171 224L173 223V224L171 225ZM61 225H62V227H60ZM216 227L214 229H217ZM53 228H54V230H53ZM59 228H61V229H59ZM86 228L89 229L90 232L87 233L88 230H86ZM171 228H173V229L171 230ZM174 228H175V230H174ZM183 228H185L186 230H184ZM187 228H189V229H187ZM96 230H97V223H95L92 226V228L82 226V229L80 232V233H82V231H83L85 233L86 236H84L83 235L84 233H82V235L84 236V242L88 241V243L87 242H85V243H86V245L88 244L87 245L88 247L90 246L89 248L93 252L92 253V252H89L88 250H85L86 254L88 252V254L91 256L90 257L89 255H87L86 262H85L86 264H100L99 260L101 258L100 257L101 254L97 250V247H96L97 243L95 242L96 241L95 240L96 239L95 238L96 237V234H95ZM150 230H151V232H150ZM49 231H51L52 234H53V231H54V233L56 231V234H53V235H55V238L54 237L52 238L53 240L51 238L49 239V237L52 235L51 232H49ZM174 231H175V233L172 235L171 232L173 233ZM122 232L118 231L117 233L120 234ZM212 232H213V230H212ZM234 232H235V234H234ZM168 233L170 235H168ZM181 233L184 234L183 238L181 236L182 235ZM48 234H49V236H48ZM186 234L188 236H186ZM87 235H89V236H87ZM85 237H86V239H85ZM167 237H169V238H167ZM48 239H49V241H52V242H49ZM91 239H92L93 243L91 242ZM127 240H129V241H127ZM151 240L154 242H152ZM89 241H90V244H89ZM190 242H192V243H190ZM198 242L200 243V245ZM125 244L127 247L125 246ZM131 244H133V245L131 246ZM224 246H222V247H223L225 252H222L221 255L218 256L220 259L218 257L217 258L215 257L212 259L210 264H225V263L230 264L229 262H222L221 261L223 255L224 256H223L222 260L226 259V257L230 258L231 256L229 255V253L232 254V257H234V259L236 258V260L238 261L236 264H243L244 262H245L244 264H247L248 259L245 256L244 257H242L240 255L235 256L234 253L230 252L231 249L229 246H227L226 244H224ZM122 248H123V250H122ZM119 249H121V250H119ZM226 249H228V250H226ZM227 251H229V252H227ZM193 252L194 253L196 252V254H193ZM176 254L179 256V258ZM187 254H188V256H187ZM190 254L192 256L189 257ZM228 255H229V257H228ZM117 258H116V260H117ZM175 258L177 259V262H176ZM186 259H187V261H185ZM6 260H7V262H6ZM254 260L257 261L258 259L257 260L254 259ZM181 261L183 263H181ZM184 261L187 263H184ZM262 261L264 263V255L262 256ZM64 264H65V261H64Z\"/></svg>",
    "mask_w": 264,
    "mask_h": 264
}]
</instances>
